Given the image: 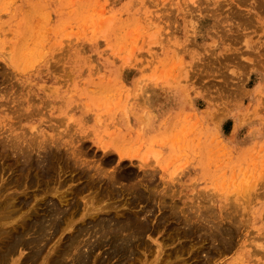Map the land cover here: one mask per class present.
<instances>
[{
    "label": "rangeland",
    "instance_id": "1",
    "mask_svg": "<svg viewBox=\"0 0 264 264\" xmlns=\"http://www.w3.org/2000/svg\"><path fill=\"white\" fill-rule=\"evenodd\" d=\"M0 144V229L67 216L9 264H264V0H0ZM120 215L116 253L98 220Z\"/></svg>",
    "mask_w": 264,
    "mask_h": 264
},
{
    "label": "bare ground",
    "instance_id": "2",
    "mask_svg": "<svg viewBox=\"0 0 264 264\" xmlns=\"http://www.w3.org/2000/svg\"><path fill=\"white\" fill-rule=\"evenodd\" d=\"M16 140V139H15ZM11 142H14V141H11ZM10 142V143H11ZM16 142V141H15ZM19 142V141H18ZM17 142V143H18ZM2 144L4 143V142H1ZM7 143V142H6ZM0 144L1 145V148H2V146L3 145H5V144ZM13 144V143H12ZM16 144V143H15ZM9 145H11V144H9ZM20 145V144H19ZM23 145V144H22ZM6 146H8V145H6ZM18 146V145H17ZM16 146V147H17ZM12 147H13V145H12ZM11 146H10V148H12ZM45 147V146H44ZM3 148H4V146H3ZM14 148H15V146H14ZM13 148V149H14ZM18 148V147H17ZM19 149H20V147H19ZM23 149H24V147H23ZM48 149V148H47ZM8 150V149H7ZM17 150V149H16ZM29 150V149H28ZM33 150V149H32ZM1 151V150H0ZM14 151V150H13ZM22 151V150H21ZM20 151V152H21ZM54 151V150H53ZM58 151V150H57ZM61 151V150H60ZM17 152V151H16ZM16 152H14V154L16 153ZM19 152V151H18ZM22 152H25V151H22ZM47 152V151H46ZM49 152H51V151H49ZM59 152V151H58ZM5 153H7L6 151H5ZM4 153V154H5ZM9 153V152H8ZM7 153V154H8ZM10 153H12V152H10ZM10 153H9V155H10ZM42 153V151L40 152V153H38V154H41ZM43 153H45V151L43 152ZM43 153H42V155H43ZM53 153V152H52ZM54 153H55V151H54ZM53 153V154H54ZM2 154V153H1ZM0 154V156H2ZM13 154V153H12ZM19 154V153H18ZM37 155V154H36ZM45 155V154H44ZM48 155V154H47ZM47 155L45 156V157H47ZM49 155H51V154H49ZM57 155V154H56ZM60 155H62V154H60ZM66 155V154H65ZM8 156V155H7ZM15 156V155H14ZM21 156H22V154H21ZM20 156V157H21ZM39 156V155H38ZM26 157V159H23L24 161L26 160V164H21V167H20V164L18 165V167H20L21 168V170H22V173L23 174H25V172L27 171L28 172V169H31V171H33V169H35L34 168V166H35V160H34V158H33V155H32V153L30 152L29 154H28V156L26 155L25 156ZM2 158V157H1ZM40 158V157H39ZM50 158H51V156H50ZM50 158H48V159H50ZM66 158H68V157H66ZM7 159H8V157H7ZM43 159V158H42ZM47 159V158H46ZM57 159V158H56ZM65 159V158H64ZM69 159V158H68ZM71 159V158H70ZM6 160V159H5ZM4 160V162H6ZM21 160V159H20ZM37 160H38V158H37ZM44 160V159H43ZM58 160H59V157H58ZM66 160V159H65ZM1 161V160H0ZM23 161V162H24ZM39 161H41V160H39ZM45 161V160H44ZM49 161V160H48ZM51 161H52V159H51ZM54 161V160H53ZM61 161V160H60ZM3 162V163H4ZM57 161H55V163H56ZM66 161H64V163H65ZM2 163V162H1ZM2 163V164H3ZM36 163H37V161H36ZM39 163V162H38ZM45 163V162H44ZM70 163V162H69ZM12 164V163H11ZM66 164H67V162H66ZM75 164V163H74ZM13 165V164H12ZM15 165H16V163H15ZM15 165H13V166H15ZM47 165V164H46ZM50 165V164H49ZM73 165V164H72ZM17 166V165H16ZM36 166H37V164H36ZM61 166V165H60ZM67 166V165H66ZM49 167H51V166H49ZM8 168V167H7ZM45 168V167H44ZM58 168V167H57ZM84 169H85V167H83ZM9 169V168H8ZM10 169H12V168H10ZM19 169V168H18ZM37 172H36V175H34V176H36V178L39 176V177H42V178H51L52 177V175L54 174L53 172L55 171H53V169H55V168H49V169H46L45 171L43 170V168H42V166L41 165H39L38 164V167H37ZM87 169V168H86ZM57 170V169H56ZM3 171V170H2ZM15 171V170H14ZM18 171V170H17ZM16 171V172H17ZM20 171V170H19ZM80 171V170H79ZM87 171V170H86ZM64 172V171H63ZM82 172V171H81ZM20 173H21V171H20ZM33 173V172H32ZM55 173H56V171H55ZM61 173V172H60ZM83 173H84V170H83ZM86 173V172H85ZM88 173V172H87ZM86 173V174H87ZM125 173V172H124ZM129 173V172H128ZM131 173V172H130ZM13 174V173H12ZM79 174V173H78ZM90 174V173H89ZM20 175V174H19ZM30 175H32V174H30V170H29V173H26L24 176H26V179H27V184H28V179L30 178ZM91 175V174H90ZM126 175V174H125ZM55 176V175H54ZM63 176V175H62ZM76 176H77V174H76ZM81 176H82V174H81ZM89 176V175H88ZM119 176V175H118ZM127 176V175H126ZM125 176V177H126ZM12 177V176H11ZM10 177V178H11ZM23 177V176H22ZM31 177H33V176H31ZM78 177V176H77ZM80 177V176H79ZM86 177H87V175H86ZM93 176H91V178H92ZM110 177H112V176H110ZM128 177V176H127ZM126 177V178H127ZM42 178H40L41 180H42ZM54 178V177H53ZM53 178H52V180H53ZM126 178H125V180H126ZM129 178V177H128ZM22 179V178H21ZM24 179V178H23ZM35 179V178H34ZM34 179H32V181L34 180ZM39 178H37V180H38ZM81 179H82V177H81ZM94 179V178H93ZM95 179H96V177H95ZM101 179V178H100ZM104 179V178H103ZM116 179H118V178H116ZM12 180H13V178H12ZM14 180H15V178H14ZM20 180V179H19ZM30 180H31V178H30ZM47 180V179H46ZM58 180V179H57ZM7 181H9V180H6V182ZM16 181H18V180H16ZM21 181V180H20ZM23 181V180H22ZM24 181H25V179H24ZM23 181V182H24ZM54 181V180H53ZM61 181V180H60ZM86 181V180H85ZM115 181V180H114ZM19 182V181H18ZM30 182V181H29ZM34 182H36V179H35V181ZM40 182V181H39ZM52 182V181H51ZM87 182H88V179H87ZM98 182V181H97ZM108 182V181H107ZM111 182H112V178H111ZM123 182V181H122ZM15 183L16 182H14V185H15ZM33 183V182H32ZM31 183V184H32ZM37 183V182H36ZM49 183H50V181H49ZM58 183V182H57ZM56 183V184H57ZM104 183V182H103ZM105 183H106V181H105ZM134 183V182H133ZM19 184V183H18ZM17 184V185H18ZM24 184V183H23ZM35 184V183H34ZM85 184V183H84ZM83 184V185H84ZM97 184V183H96ZM111 184V183H110ZM115 184V183H114ZM136 184V183H135ZM135 184H134V186H135ZM13 185V184H12ZM16 185V186H17ZM33 185V184H32ZM40 185V184H39ZM42 185V184H41ZM51 185V184H50ZM100 185V184H99ZM116 185H118V184H116ZM122 185V184H121ZM127 185V184H126ZM132 185V184H131ZM21 186H22V184H21ZM35 186V185H34ZM37 186V185H36ZM43 186H44V181H43ZM53 186V183H52V185H51V187ZM98 186V185H97ZM97 186H95V188L97 187ZM106 186H107V184H106ZM111 186V185H110ZM110 186H109V188H110ZM118 186H120V184L118 185ZM125 186V185H124ZM133 186V185H132ZM2 187V186H1ZM27 187V186H26ZM31 187V186H30ZM45 187H46V185H45ZM83 187V186H82ZM88 187V186H87ZM127 187V186H126ZM131 187V186H130ZM129 186H128V188H130ZM137 187V186H136ZM10 188V187H9ZM44 188V187H43ZM49 189H52V188H50V186L48 187ZM100 188V187H99ZM111 188H113V187H111ZM114 188H115V185H114ZM120 188V187H119ZM131 188H133V187H131ZM130 188V189H131ZM5 189V188H4ZM7 190H8V188H6ZM5 189V190H6ZM38 190H39V187L37 188ZM46 189V188H45ZM81 189V188H80ZM84 189V188H83ZM124 190H125V188H123ZM1 190V189H0ZM88 190V189H87ZM86 190V191H87ZM104 190H105V188H104ZM108 190V189H107ZM121 190H122V188H121ZM138 190L140 191V189H138V187H137V191L136 192H138ZM4 190L2 189V192H3ZM43 191V190H42ZM46 191V190H45ZM44 191V192H45ZM50 191V190H49ZM89 191V190H88ZM133 191V190H132ZM73 192H76L77 193V191L75 190V191H73ZM83 192V190L81 191V193ZM103 192V191H102ZM101 192V193H102ZM135 192V191H134ZM133 192V193H134ZM135 192V193H136ZM141 192H143V190H141ZM35 193V192H34ZM37 193V192H36ZM38 193H39V191H38ZM40 193H42L41 192V190H40ZM46 193V192H45ZM60 193V192H59ZM80 193V192H79ZM100 193V192H99ZM103 193H105V191L103 192ZM114 193H115V190H114ZM125 193H126V191H125ZM0 194H4V193H0ZM64 194V193H63ZM109 194V193H108ZM111 194H112V192H111ZM140 193H138V195H139ZM8 195V194H7ZM6 195V193H5V196H7ZM10 195V194H9ZM12 195V194H11ZM30 195V194H29ZM62 195V194H61ZM61 195H60V197H61ZM66 197H68L66 194H64ZM116 195V194H115ZM133 195V194H132ZM145 195V194H144ZM2 196V195H1ZM31 196H32V194H31ZM31 196H29V197H31ZM36 197H37V194L35 195ZM65 196H62V198L64 197V199H65ZM114 196V195H113ZM133 196H135V194L133 195ZM11 197H13V196H11ZM11 197H10V199H7V200H4L3 198L4 197H1L0 198V220L2 221L3 219H5V218H8V217H11V216H13V214H11V213H13V212H11V213H9L12 209H11V207L13 206V205H16V203H15V201H13L12 202V200H11ZM35 197V198H36ZM59 197V198H60ZM76 197V196H75ZM137 197V196H136ZM147 197V196H146ZM20 198V197H19ZM18 198V199H19ZM21 198H23V199H19V201H22V203H24L25 204V206L27 205H29V203H30V201H32L31 199H29L28 198V195H27V198L25 199L24 197H21ZM86 198H87V196H86ZM133 198V197H132ZM135 198V197H134ZM141 197H139V199H140ZM15 199V198H14ZM33 199V198H32ZM68 199V198H67ZM138 199V200H139ZM10 200V201H9ZM17 200V199H16ZM44 200V199H43ZM42 199H41V201L40 202H42L43 201ZM53 200V199H52ZM52 200H51V202H52ZM70 200V199H69ZM89 200V199H88ZM141 200V199H140ZM139 200V201H140ZM147 200H148V198H147ZM38 201V202H39ZM50 201V200H49ZM49 201H47V202H49ZM64 201V200H63ZM66 202L65 203H67V200H65ZM74 201V200H73ZM138 201V202H139ZM17 202V201H16ZM47 202H46V204H47ZM61 202H62V199H61ZM60 202V203H61ZM69 202V201H68ZM81 202V201H80ZM79 202V204H81ZM89 202V201H88ZM43 203V202H42ZM64 203V204H65ZM71 203H72V201H71ZM87 203V202H86ZM19 204H20V202H19ZM44 205H45V203H43ZM68 204V203H67ZM66 204V205H67ZM135 204V203H134ZM35 205V204H34ZM61 205H63L62 203H61ZM70 205V204H69ZM68 205V206H69ZM73 205H74V202H73ZM76 205V204H75ZM77 205H78V203H77ZM76 205V206H77ZM38 206V205H37ZM68 206H64L63 207V209L65 208V207H68ZM71 206V205H70ZM69 206V207H70ZM79 206V205H78ZM87 206H88V203H87ZM91 205H89V207H90ZM21 207V206H20ZM40 207V206H39ZM43 207H45V206H43ZM68 207V209H70ZM75 207V206H74ZM73 207V208H74ZM80 207V206H79ZM26 208V207H25ZM38 208V207H37ZM47 210H46V212L43 214V216L44 217H42V215H41V213H39V212H37L36 211V208L35 207H33V209H31V211H29V214L27 215V217H25V218H23V230L21 231L20 229H18V228H16V229H4V227H3V229H0V264H9V261H10V259H11V261L13 260V258L12 257H14L13 255H14V252H16V250H17V247L19 246V245H21L22 243H26V242H28V243H30V245H31V240H30V242L29 241H27L26 239H25V235H27V234H24L27 230L28 231H32V230H36L37 232H39L40 234L42 233L43 234V232H45L47 229H48V227L50 226V227H54L55 229H58L59 228V226H60V223H61V214H60V212L63 214V215H65L66 214V211L65 210H61V208H60V205H59V203L57 204V201L56 202H52V203H49V204H47V207H45ZM19 209V208H18ZM18 209L16 208H14L13 210L15 211L14 213H16L17 211H18ZM22 209V208H21ZM21 209H19V210H21ZM28 209V208H27ZM80 209H81V207H80ZM86 209V208H85ZM38 210V209H37ZM67 210V209H66ZM71 210V209H70ZM41 211H43V210H41ZM44 211H45V209H44ZM77 211H78V209H77ZM135 211V210H134ZM133 211V212H134ZM20 212V211H19ZM49 212V213H48ZM72 212V211H71ZM129 212H132V211H129ZM139 212V211H138ZM141 212V211H140ZM48 213V214H47ZM68 213H70V212H68ZM78 213V212H77ZM136 213V212H135ZM18 214V213H17ZM126 214H127V212H126ZM125 214V215H126ZM131 214H133V213H131ZM139 214V213H138ZM142 213H140L139 215H141ZM22 215V214H21ZM110 215V214H109ZM109 215L107 216L108 218H109ZM114 215V214H113ZM119 215V213L116 215V216H118ZM124 215V214H123ZM122 215V216H123ZM135 215V214H134ZM26 216V215H25ZM29 216L31 217L30 219H32V220H27L26 218H28L29 219ZM46 216H48V218H45ZM106 216H105V218H103V219H100V220H98L99 222V224L101 225V229H100V231H97V232H99L100 233V236H99V234H98V237H97V241L98 242H100L101 240H108L109 242H113V241H115L116 242V245H115V252L117 253L118 251L120 252V250H123V248H124V250L126 249V245H127V243H126V241H128L126 238H121L120 236H121V231L124 229V227L120 224V223H124L123 222V220H124V218H122L121 217V215H120V217L122 218L121 220H122V222H120V219L118 218V217H114V218H111V219H109V220H107V218H106ZM147 216V215H146ZM23 217V216H22ZM64 217H67L66 215L64 216ZM98 217V216H97ZM102 217V216H101ZM110 217H112V216H110ZM125 217V216H124ZM137 217V216H136ZM57 218V219H56ZM69 218V217H68ZM71 218V217H70ZM96 218V217H95ZM139 218V217H138ZM142 219H143V217H141ZM16 219V218H15ZM73 219V218H72ZM8 220V219H7ZM57 220V221H56ZM94 220V219H93ZM129 220V219H128ZM134 220V219H133ZM137 220V219H136ZM141 220V219H140ZM143 220H145V219H143ZM146 220H147V218H146ZM146 220H145V222H146ZM5 221V220H4ZM19 221V220H18ZM70 221V220H69ZM95 221V220H94ZM97 221V220H96ZM138 221V220H137ZM67 222V221H66ZM71 222V221H70ZM73 222V221H72ZM71 222V223H72ZM87 222V221H86ZM86 222H84V223H86ZM91 222V221H90ZM93 222V221H92ZM91 222V223H92ZM127 222L128 221H125V224H127ZM142 222H144V221H142ZM148 222V221H147ZM11 223V222H10ZM18 223V222H17ZM97 223V222H96ZM109 223V224H108ZM137 223V222H136ZM63 224V223H62ZM83 224V223H82ZM98 224V225H99ZM129 224V223H128ZM140 224V223H139ZM138 224V225H139ZM148 224V223H147ZM1 225V224H0ZM11 225V224H10ZM10 225H9V227H10ZM67 225V224H66ZM65 225V226H66ZM70 225H72V224H70ZM91 225H93V224H91ZM97 225V224H96ZM141 225V224H140ZM143 225H144V223H143ZM149 225H150V222H149ZM14 226V225H13ZM15 226H17V225H15ZM125 226V225H124ZM135 226V225H134ZM145 226V225H144ZM1 227H2V225H1ZM18 227V226H17ZM68 227V226H67ZM70 227L71 226H69V229H70ZM122 227H123V229H122ZM126 227V226H125ZM11 228V227H10ZM87 228V227H86ZM89 228V227H88ZM95 228V227H94ZM130 228H131V226H130ZM129 228V229H130ZM148 228H149V226H148ZM22 229V228H21ZM27 229V230H26ZM64 229V228H63ZM62 229V230H63ZM68 229V228H67ZM83 228H81L80 230L81 231H83L82 230ZM126 229V228H125ZM135 229V228H134ZM139 229V228H138ZM91 230V229H90ZM92 230H93V228H92ZM128 230V229H127ZM133 230V229H132ZM30 231V232H31ZM53 231L55 232V230L53 229ZM76 231H78V230H76ZM80 231V232H81ZM87 231V230H86ZM89 231V230H88ZM95 231V230H94ZM94 231H92V232H94ZM139 230H137V231H134V232H136V234H138L139 232H138ZM62 232V231H61ZM79 232V233H80ZM84 232V231H83ZM97 232H96V234H97ZM138 232V233H137ZM145 232V231H144ZM147 232V231H146ZM38 233V234H39ZM46 233V232H45ZM48 233H49V231H48ZM48 233H47V235H48ZM73 233V232H72ZM91 233V232H90ZM131 233V232H130ZM133 233V232H132ZM42 234H41V237H43L42 236ZM52 234V233H51ZM54 234V233H53ZM56 234V233H55ZM87 234V233H86ZM85 234V235H86ZM135 234V235H136ZM144 234L145 233H143L142 235L144 236ZM31 235V234H30ZM34 235V234H33ZM46 235V234H45ZM45 235H44V237H45ZM77 235V234H76ZM84 235V234H83ZM133 235V234H132ZM28 236V235H27ZM48 236H50V235H48ZM56 236V235H55ZM79 236H80V234H79ZM138 236V235H137ZM35 237V236H34ZM38 237H40V236H38ZM47 237V236H46ZM84 237V236H83ZM135 237V236H134ZM50 238H52V236L50 237ZM69 238V237H68ZM79 238H81V237H79ZM31 239H33V238H31ZM37 239V238H36ZM45 239V238H44ZM145 239V238H144ZM29 240V239H28ZM41 240V239H40ZM72 240V239H71ZM91 240V239H90ZM132 240V239H131ZM136 240V239H135ZM134 240V241H135ZM138 240H140L139 238H138ZM143 240V239H142ZM33 241V240H32ZM76 242L77 241V237L75 236V237H73V242ZM96 241V242H97ZM133 241V242H134ZM141 241V240H140ZM146 241V240H145ZM115 242H113V245L115 244ZM136 242H138V241H136ZM144 242V241H143ZM142 242V243H143ZM33 243V242H32ZM38 243H39V241H38ZM48 243V242H47ZM71 243V242H70ZM77 243V242H76ZM81 243V242H80ZM101 243L102 242H100L99 244L101 245ZM107 243V242H106ZM130 243V245H133V244H131V242H129ZM135 243V242H134ZM141 243V242H140ZM140 243H138L139 245H140ZM27 244V243H26ZM41 244V243H40ZM66 244V243H65ZM68 244V243H67ZM66 244V245H67ZM108 244V243H107ZM65 245V246H66ZM71 245V244H70ZM112 245V246H113ZM129 245V244H128ZM138 245V246H139ZM46 246V245H45ZM68 246H69V244H68ZM92 246V245H91ZM90 246V247H91ZM134 246V245H133ZM141 246V245H140ZM29 247V246H28ZM34 247V246H33ZM61 247V246H60ZM94 247V246H93ZM19 248V247H18ZM67 248V247H66ZM72 248H73V246H72ZM77 248V247H76ZM85 248V247H84ZM114 248V247H113ZM129 248H130V246H129ZM129 248H127L126 250H128ZM68 250H69V248H67ZM78 249V248H77ZM137 249V248H136ZM40 250H42V249H40ZM58 250V249H57ZM80 250V249H79ZM92 250V249H91ZM59 251V250H58ZM61 251H62V249H61ZM114 251V250H113ZM129 251H130V249H129ZM133 251H135V249L133 250ZM19 252V251H18ZM42 252V251H41ZM44 252V251H43ZM69 252V254H70V251H68ZM67 252V253H68ZM80 252V251H79ZM81 252H83L82 250H81ZM92 252H93V250H92ZM111 252V251H110ZM122 252V251H121ZM125 252V251H124ZM61 253V252H60ZM113 253V252H112ZM135 253V252H134ZM36 254L38 255L39 253H37V251H36V253H35V256H36ZM80 254V253H79ZM89 254V253H88ZM131 254H133L132 253V251H131V253H130V255ZM16 255H17V253H16ZM55 255V254H54ZM59 255V254H58ZM62 255L64 256V254L62 253ZM90 255V254H89ZM114 255H115V253H114ZM117 255V254H116ZM124 254H122V256H123ZM129 255V256H130ZM31 256V255H30ZM33 256V255H32ZM53 256V255H52ZM61 256V255H60ZM65 256H66V253H65ZM73 256H74V254H73ZM76 256V255H75ZM87 252H85V254L84 253H82L80 256H79V258H78V262H77V264H87ZM92 256V255H91ZM121 256V257H122ZM125 256V255H124ZM127 256V255H126ZM129 256H127V257H129ZM57 257H59V256H57ZM78 257V256H77ZM90 257V256H89ZM39 258V257H38ZM37 258V259H38ZM74 258V257H73ZM92 258V257H91ZM123 258V257H122ZM35 259V258H34ZM52 259V258H51ZM53 259H54V256H53ZM57 259V258H56ZM61 259V258H60ZM66 259V258H65ZM77 259V258H76ZM123 259H125V258H123ZM123 259L121 260V263H122V261H123ZM16 260V259H15ZM13 261V264H16V262L17 261ZM27 260L28 259H26V262H27ZM29 260H32V258L30 259L29 258ZM28 260V261H29ZM36 260V259H35ZM100 260V259H99ZM129 260V259H128ZM56 261L57 260H55L54 262L56 263ZM58 261H60L59 260V258H58ZM36 262H37V260H36ZM49 262V261H48ZM63 262V261H62ZM73 262H75V261H73ZM126 261H123V263H125ZM129 262V261H128ZM33 263V262H32ZM31 263V264H32ZM61 263V262H60ZM90 263V262H89ZM88 263V264H89ZM99 263V262H98ZM101 263V262H100ZM62 264V263H61ZM70 264H73V263H70Z\"/></svg>",
    "mask_w": 264,
    "mask_h": 264
}]
</instances>
